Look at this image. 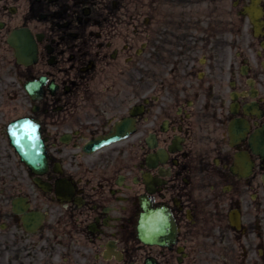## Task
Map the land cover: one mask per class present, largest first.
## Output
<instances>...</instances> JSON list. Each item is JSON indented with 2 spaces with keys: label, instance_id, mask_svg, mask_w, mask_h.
<instances>
[{
  "label": "flooded vegetation",
  "instance_id": "1",
  "mask_svg": "<svg viewBox=\"0 0 264 264\" xmlns=\"http://www.w3.org/2000/svg\"><path fill=\"white\" fill-rule=\"evenodd\" d=\"M0 25L32 37L46 151L24 178L0 127V264H264V0H0Z\"/></svg>",
  "mask_w": 264,
  "mask_h": 264
},
{
  "label": "water",
  "instance_id": "2",
  "mask_svg": "<svg viewBox=\"0 0 264 264\" xmlns=\"http://www.w3.org/2000/svg\"><path fill=\"white\" fill-rule=\"evenodd\" d=\"M22 52L25 53L27 57H30L32 48L25 46ZM8 135L12 145L16 148L25 164L35 166L43 163L44 156L38 139V128L32 120L21 119L13 122L8 127Z\"/></svg>",
  "mask_w": 264,
  "mask_h": 264
},
{
  "label": "rangeland",
  "instance_id": "3",
  "mask_svg": "<svg viewBox=\"0 0 264 264\" xmlns=\"http://www.w3.org/2000/svg\"><path fill=\"white\" fill-rule=\"evenodd\" d=\"M2 57L6 59V62L12 60V56L8 52L2 53ZM6 72H8V67L0 70V125L2 127L10 120L21 116L28 108L27 102L23 99H15V92L12 91L13 82L10 76L5 74ZM23 176L25 178V172H23Z\"/></svg>",
  "mask_w": 264,
  "mask_h": 264
}]
</instances>
